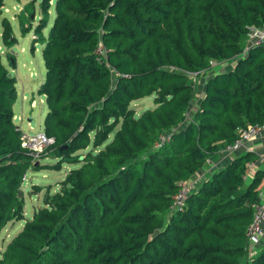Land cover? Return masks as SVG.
Here are the masks:
<instances>
[{"label":"trees","instance_id":"16d2710c","mask_svg":"<svg viewBox=\"0 0 264 264\" xmlns=\"http://www.w3.org/2000/svg\"><path fill=\"white\" fill-rule=\"evenodd\" d=\"M40 8L38 94L54 140L40 160L56 163L35 167L23 149L17 80L0 54V237L24 222L0 264H264V243L249 257L247 236L264 180V170L246 178L256 154L238 151L198 176L239 130L264 123V43L249 37L251 27L264 31V0H42ZM3 28L4 45L14 46L7 18ZM151 96L156 107L138 116L131 104ZM163 135L169 142L155 150ZM65 164L80 167L27 219L24 175ZM195 180L185 207L172 210L180 184Z\"/></svg>","mask_w":264,"mask_h":264},{"label":"rangeland","instance_id":"374dc122","mask_svg":"<svg viewBox=\"0 0 264 264\" xmlns=\"http://www.w3.org/2000/svg\"><path fill=\"white\" fill-rule=\"evenodd\" d=\"M41 1L42 0H4V6L0 12V54L3 57V63L17 80L18 100L14 105V122L26 132L44 131L43 122L48 110L44 97L38 94V90L46 78V68L42 57L44 47L37 43L39 36L35 32V28L39 25V20L42 18L40 8ZM5 18L10 22L13 31L12 37L16 39L15 45L12 47L5 46L2 40L4 30L3 20ZM54 18L55 12L52 10L50 26L44 31L45 36L48 35ZM11 59H13V62ZM234 64L235 62L228 61L220 66L228 68L232 67ZM202 76L207 77L208 75L204 74ZM32 94H35L33 109L30 106ZM155 107L154 97L152 96L134 101L131 104V108L136 111L138 116ZM29 119H32V123L29 122ZM113 138L114 134L110 136L107 144L110 143ZM105 146L106 145H104L102 149H104ZM44 152L40 154V158ZM85 152L86 151H81L79 154L85 155ZM40 158L37 159V161H39ZM40 162L42 165H53L56 163V161L49 158L42 159ZM79 167L80 165L65 164L61 171L30 170L28 173V181L25 182L22 187L24 194L23 198L25 199L26 218L31 219L34 212L43 206L45 196L48 193L60 191L67 174L72 169ZM36 187H40L41 191L37 192L35 189ZM23 228L24 222L8 224L0 237V251L5 250L10 241L18 235Z\"/></svg>","mask_w":264,"mask_h":264},{"label":"built area","instance_id":"2783aa9c","mask_svg":"<svg viewBox=\"0 0 264 264\" xmlns=\"http://www.w3.org/2000/svg\"><path fill=\"white\" fill-rule=\"evenodd\" d=\"M250 40L254 45H259L264 43V31L257 28L251 27ZM99 54L104 55L106 58L107 51L101 46L98 49ZM103 59L101 58V62ZM212 66H215V62L210 63ZM223 64V63H222ZM222 64H218L219 66ZM18 130L21 131V141L22 147L29 154H31L36 160L40 158V154L43 153L48 147H50L54 140L47 137L44 131L38 132H26L18 127ZM264 133V123H257L249 125L245 129H241L238 132V138L229 146H227L224 152L228 154H234L240 151L245 143L249 142L252 139L260 137ZM170 140V135H163L155 143L154 149L159 150ZM210 163V159L207 161ZM255 162L249 163L246 171V178H249L255 168ZM253 178V177H252ZM28 181V174H25L23 177V182ZM198 180L194 182H183L180 184V189L178 193L174 196V204L172 210H181L185 207L187 199L192 191L195 189ZM23 183V184H24ZM253 221L247 230V236L250 240L251 245H253L252 250L250 251L249 257H254L256 255V247L264 238V192L258 190V200L253 203Z\"/></svg>","mask_w":264,"mask_h":264},{"label":"crops","instance_id":"0c3cea01","mask_svg":"<svg viewBox=\"0 0 264 264\" xmlns=\"http://www.w3.org/2000/svg\"><path fill=\"white\" fill-rule=\"evenodd\" d=\"M244 152H251L256 154L257 156V160L254 163L255 164L254 171L252 175L249 177V180H252V177H254L258 171L264 170V133L260 137L252 139L249 142L245 143L244 147L237 154H242ZM232 160H233V154L222 152L219 156L210 159V163L206 164V166L198 173L199 174L198 176L204 177L205 179L207 176L211 175L212 173L226 167L227 164ZM260 189L264 192V180L260 186ZM261 242L264 243V239ZM263 243L261 244L263 245Z\"/></svg>","mask_w":264,"mask_h":264},{"label":"water","instance_id":"95a60500","mask_svg":"<svg viewBox=\"0 0 264 264\" xmlns=\"http://www.w3.org/2000/svg\"><path fill=\"white\" fill-rule=\"evenodd\" d=\"M13 62V59L11 60ZM35 101V94H32V98L30 100V106L32 107L33 109V103ZM29 122L32 123V119H29ZM40 164V161H37L36 164H35V167ZM18 197H19V200L22 201L23 200V197H24V194H23V191H19V194H18Z\"/></svg>","mask_w":264,"mask_h":264}]
</instances>
